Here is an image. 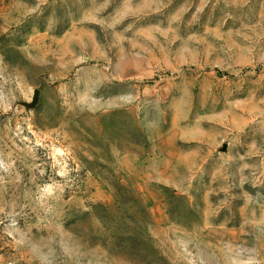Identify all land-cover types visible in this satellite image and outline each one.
<instances>
[{"label":"rangeland","instance_id":"374dc122","mask_svg":"<svg viewBox=\"0 0 264 264\" xmlns=\"http://www.w3.org/2000/svg\"><path fill=\"white\" fill-rule=\"evenodd\" d=\"M0 264H264V0H0Z\"/></svg>","mask_w":264,"mask_h":264},{"label":"water","instance_id":"95a60500","mask_svg":"<svg viewBox=\"0 0 264 264\" xmlns=\"http://www.w3.org/2000/svg\"><path fill=\"white\" fill-rule=\"evenodd\" d=\"M38 95V91L36 92V96ZM36 99H37V97H36Z\"/></svg>","mask_w":264,"mask_h":264}]
</instances>
